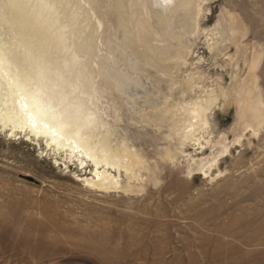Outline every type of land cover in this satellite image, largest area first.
Returning <instances> with one entry per match:
<instances>
[{
    "label": "rangeland",
    "instance_id": "obj_1",
    "mask_svg": "<svg viewBox=\"0 0 264 264\" xmlns=\"http://www.w3.org/2000/svg\"><path fill=\"white\" fill-rule=\"evenodd\" d=\"M154 2L0 0V39L32 47L24 51L37 69L32 75L59 98L60 113L69 119L90 125L87 112L99 95L101 106L121 108L137 121L136 112L129 117L118 103L117 93L126 87H115L125 85L123 78L149 77L152 89L159 75L173 71L184 79L197 73L206 86L218 77L229 83L219 68L225 60L209 53L202 36L179 68L180 53L171 59L150 48L148 56L156 60L151 57L147 66L130 56L123 43L150 46L152 33H143L147 22L157 29L167 20ZM221 6L242 17L247 42L263 49L258 81L264 99V0H208L201 27L216 22ZM164 61L168 67H161ZM113 75L116 82L106 88L89 82L91 76ZM137 80L130 82L138 89ZM209 118L214 138L224 131L231 137L232 108L216 106ZM115 128L126 132L121 122ZM183 148L194 156L209 152L197 153L191 143ZM64 152L0 132V264H264V122L257 135L246 131L208 175L188 173L179 167L182 160L160 161L155 174L142 168L131 179L143 185L135 191L90 188L80 177L91 175L93 166L81 167Z\"/></svg>",
    "mask_w": 264,
    "mask_h": 264
},
{
    "label": "bare ground",
    "instance_id": "obj_2",
    "mask_svg": "<svg viewBox=\"0 0 264 264\" xmlns=\"http://www.w3.org/2000/svg\"><path fill=\"white\" fill-rule=\"evenodd\" d=\"M207 1L155 0L158 16L167 18L162 21L165 24L157 28L159 38L154 34L157 33L155 26L154 30L147 22L149 28L143 33L146 38L152 33L153 38L148 39L152 44L146 47L139 44L140 48L135 45V39V44L131 43L133 47L127 43L123 46L130 56L142 60V66H147L152 61L151 57L156 58L153 54L148 56L150 48L155 49L157 56L165 58L172 59L173 55L180 53L181 62L176 67L179 68L186 64L193 44L202 36L209 53L225 60L219 68L227 71V85L218 76L213 78L210 86L199 84L201 76L197 73L188 74L187 79L180 78L182 76L176 75L177 69L176 72L172 70L171 75H159L160 80L155 77L158 81L153 89L149 87V77L140 74H135L138 77L128 76V80L121 79L125 85L115 87H126L125 91L117 93L122 100L118 103L126 109L127 116L130 117L132 111L136 112L138 120L125 117L121 108L111 111L109 107L101 106L96 102L99 96L96 95L91 99L96 108L87 112V120L91 124L84 127L85 122L69 119L65 111L61 114L57 103L59 98L37 83L39 79L32 75L37 69L24 55V51L32 47L7 44L6 39H0V132L8 136L23 135L25 140L36 141L39 145L43 142L53 151L63 150L69 157L76 158L81 167L91 164V175L80 179L99 191L140 190L143 185H133L131 179H138L142 168L155 174L160 161L182 160L185 163L179 167L188 173L198 171L208 175L217 167L220 157L231 152L232 147L241 141L246 131L251 130L256 135L260 131L264 122V99L258 81L262 47L256 42H247L248 27L244 20L237 12L224 6H221L212 26L201 27L199 16ZM168 64L170 61H164L161 67H168ZM114 78V75L109 79L91 76L89 82L96 81V86H99L101 81L106 88L110 82H116ZM135 79L139 80L138 89L135 82H130ZM163 82H167L165 85L168 87ZM216 106L234 110L231 137L226 131L216 138L212 136L209 116ZM116 121L121 122V128L126 132L117 131ZM99 122L102 126H98ZM188 143L198 149L197 153L206 148L209 152L202 156L186 153L183 147Z\"/></svg>",
    "mask_w": 264,
    "mask_h": 264
}]
</instances>
